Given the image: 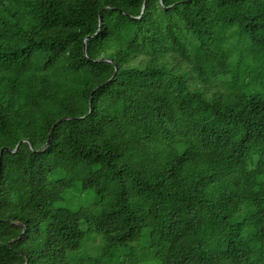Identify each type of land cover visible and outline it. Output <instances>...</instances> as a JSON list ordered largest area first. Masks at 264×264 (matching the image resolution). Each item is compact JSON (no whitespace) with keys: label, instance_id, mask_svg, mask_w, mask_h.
Returning <instances> with one entry per match:
<instances>
[{"label":"trees","instance_id":"obj_1","mask_svg":"<svg viewBox=\"0 0 264 264\" xmlns=\"http://www.w3.org/2000/svg\"><path fill=\"white\" fill-rule=\"evenodd\" d=\"M23 139L0 264H264V0H0Z\"/></svg>","mask_w":264,"mask_h":264},{"label":"water","instance_id":"obj_2","mask_svg":"<svg viewBox=\"0 0 264 264\" xmlns=\"http://www.w3.org/2000/svg\"><path fill=\"white\" fill-rule=\"evenodd\" d=\"M86 50V41L84 40V51ZM98 87H96L95 89H97ZM94 89V90H95ZM93 90V91H94ZM91 109H92V105H91V99H90V106H89V110L91 111ZM64 118H59L54 124H53V126H52V128H51V130L54 128V126H55V124L56 123H58V122H60L61 120H63ZM50 135V134H49ZM22 141H27L26 139H23V140H21L20 142H18L17 144H16V146L14 147V148H10V147H2V148H0V165H1V158H2V153H3V151L4 150H6V151H10V152H15L17 149H18V147H19V144L22 142ZM48 141V140H47ZM28 142V141H27ZM29 143V145H30V147H32L31 146V143L30 142H28ZM40 151V150H39ZM23 232H24V230H23Z\"/></svg>","mask_w":264,"mask_h":264}]
</instances>
